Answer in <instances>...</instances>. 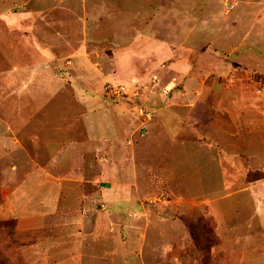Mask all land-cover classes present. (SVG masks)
Returning a JSON list of instances; mask_svg holds the SVG:
<instances>
[{
  "label": "rangeland",
  "instance_id": "obj_1",
  "mask_svg": "<svg viewBox=\"0 0 264 264\" xmlns=\"http://www.w3.org/2000/svg\"><path fill=\"white\" fill-rule=\"evenodd\" d=\"M152 1L53 45L57 87L0 82V264H264V0H169L187 17L164 43L126 42ZM83 45L98 65L66 68ZM98 69L112 78L85 91Z\"/></svg>",
  "mask_w": 264,
  "mask_h": 264
},
{
  "label": "crops",
  "instance_id": "obj_2",
  "mask_svg": "<svg viewBox=\"0 0 264 264\" xmlns=\"http://www.w3.org/2000/svg\"><path fill=\"white\" fill-rule=\"evenodd\" d=\"M0 1V82L6 85L15 83L21 87L20 89H24V82L27 79L39 77L41 84L38 82L37 90L46 85L57 87L58 75L54 71L58 69V58L53 45L67 43L72 46L75 39L87 45L93 41L87 34L90 27L101 25L104 15L109 17L112 22H116L120 13L125 11L127 6L123 5L124 0H97L96 3L88 0H47L46 3V0H39L38 2L32 0L31 3L20 2L19 0H12V3L10 0ZM156 1L153 0L151 3ZM134 7V12L130 17L131 23L138 21L140 15L137 13L142 12L140 4ZM179 8L180 4H175L169 0H162L159 7L149 6L148 13L150 16L145 20V24L150 30L146 32L145 36L129 31L128 34L133 39L126 42H133L136 38L141 37L139 43L149 45L164 43V40L158 38L165 36L164 29L170 32L168 29L174 27L170 20L173 21L176 18L183 20L184 17H187L181 13ZM179 24L178 22L176 26L179 27ZM111 28V33L115 37L114 41L119 39L124 43L122 39L126 37L124 30L116 29L114 31L113 23ZM85 49L84 45L77 49L74 59H67L65 67L76 66L79 70L78 66L86 69L90 65L92 67L98 65L93 64L91 61L93 55L91 56L87 51L84 52ZM124 57L122 59L123 64L127 63V60L130 61L129 56L124 54ZM10 61L15 65L11 73L8 71ZM117 61L116 58L115 66L118 64ZM102 71L98 69L97 73L91 71L85 75V81L82 80L81 83V85L87 86L85 91L99 90L100 86L110 81L112 75H107ZM72 73L74 72L72 71ZM137 73L138 71L132 75H137ZM109 106L108 103L100 104L101 108L108 109ZM82 135L83 133L73 147V150H78L75 153L77 156L82 154L86 147L83 139L87 140V136L84 138ZM119 135L122 133L116 132L114 137L110 134L105 136L103 138L105 141L103 151L109 152L108 148L112 143L109 139L111 138H115V146L119 148L117 144ZM8 139V137L0 136V153H8L10 150Z\"/></svg>",
  "mask_w": 264,
  "mask_h": 264
},
{
  "label": "built area",
  "instance_id": "obj_3",
  "mask_svg": "<svg viewBox=\"0 0 264 264\" xmlns=\"http://www.w3.org/2000/svg\"><path fill=\"white\" fill-rule=\"evenodd\" d=\"M132 91L128 86L125 85H110L106 87V92L109 97L116 96V97H130L134 98L138 95L137 91L140 90L139 84L136 82H133ZM164 93L167 94L169 92V87H166L164 90ZM142 114L144 115V112L142 110ZM146 117L149 119L151 118V113L147 112L145 113Z\"/></svg>",
  "mask_w": 264,
  "mask_h": 264
}]
</instances>
